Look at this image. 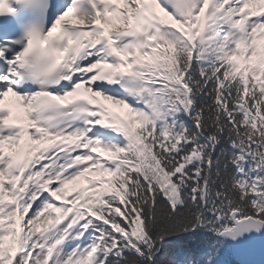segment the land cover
<instances>
[{
    "label": "snow or ice",
    "instance_id": "snow-or-ice-1",
    "mask_svg": "<svg viewBox=\"0 0 264 264\" xmlns=\"http://www.w3.org/2000/svg\"><path fill=\"white\" fill-rule=\"evenodd\" d=\"M0 264H264V0H0Z\"/></svg>",
    "mask_w": 264,
    "mask_h": 264
},
{
    "label": "rangeland",
    "instance_id": "rangeland-1",
    "mask_svg": "<svg viewBox=\"0 0 264 264\" xmlns=\"http://www.w3.org/2000/svg\"><path fill=\"white\" fill-rule=\"evenodd\" d=\"M71 187H72V186H69V192H70V190H71Z\"/></svg>",
    "mask_w": 264,
    "mask_h": 264
}]
</instances>
